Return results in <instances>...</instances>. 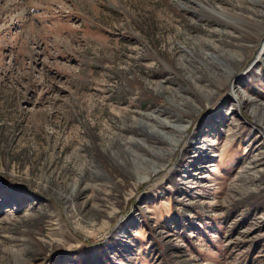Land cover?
Returning a JSON list of instances; mask_svg holds the SVG:
<instances>
[{
    "label": "rangeland",
    "instance_id": "374dc122",
    "mask_svg": "<svg viewBox=\"0 0 264 264\" xmlns=\"http://www.w3.org/2000/svg\"><path fill=\"white\" fill-rule=\"evenodd\" d=\"M205 6L264 32V0H0V264H264V33Z\"/></svg>",
    "mask_w": 264,
    "mask_h": 264
},
{
    "label": "bare ground",
    "instance_id": "6f19581e",
    "mask_svg": "<svg viewBox=\"0 0 264 264\" xmlns=\"http://www.w3.org/2000/svg\"><path fill=\"white\" fill-rule=\"evenodd\" d=\"M204 12L206 13V15H208L209 17H213L219 20H223V21H229L227 22L228 24H230V22H232L233 20H235V29L238 31H244L245 33H249L250 36L253 37V35H255V38H259L262 39V34L264 33L263 30H258L257 33H255L256 29H254V27L256 25H254L252 27V29L250 31H246L249 26H252L251 22L245 20V19H240L238 17H232L231 15H229V13H227L224 10H217L213 7H203ZM247 28V29H245ZM225 76L223 78V80L221 81L222 85L224 86L225 84H227L228 82H230V80L232 79V75H233V71H231L230 69H227L225 71ZM169 141H172V139H168Z\"/></svg>",
    "mask_w": 264,
    "mask_h": 264
}]
</instances>
